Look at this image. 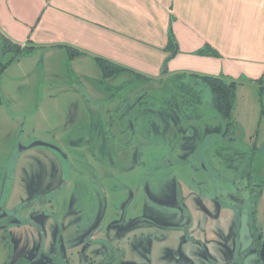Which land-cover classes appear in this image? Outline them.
I'll use <instances>...</instances> for the list:
<instances>
[{
  "label": "rangeland",
  "instance_id": "obj_1",
  "mask_svg": "<svg viewBox=\"0 0 264 264\" xmlns=\"http://www.w3.org/2000/svg\"><path fill=\"white\" fill-rule=\"evenodd\" d=\"M0 97V261L35 256L45 237L50 264H102L113 253L124 264H264V151L251 177H234L226 121L200 79L109 78L95 62L43 53L4 69ZM258 98L238 87L227 136L237 161L257 133L264 140ZM15 204L45 236L32 224L6 231L20 223L5 213Z\"/></svg>",
  "mask_w": 264,
  "mask_h": 264
},
{
  "label": "crops",
  "instance_id": "obj_2",
  "mask_svg": "<svg viewBox=\"0 0 264 264\" xmlns=\"http://www.w3.org/2000/svg\"><path fill=\"white\" fill-rule=\"evenodd\" d=\"M0 28L18 42L31 40L37 46L24 57L44 53L70 64L81 59L98 64L97 57H103L125 68L109 78L131 73L145 82L167 75H218L237 82L236 94L240 85L249 84L257 92L264 117V0H0ZM171 33L178 50L164 71L171 55L167 50ZM67 46L79 54L71 56ZM205 48L208 54L198 53ZM231 133L223 134L228 140L223 145L229 155L227 163L231 169L238 165L234 177L245 178L248 157L238 161L231 157L235 140L227 138ZM256 135L253 143L259 154L264 151V140L258 145ZM22 208L15 204L5 213L18 219ZM9 227L14 231L22 225L12 221ZM37 254H21L17 259L6 255L0 262L42 264L50 260L40 259L41 251Z\"/></svg>",
  "mask_w": 264,
  "mask_h": 264
},
{
  "label": "trees",
  "instance_id": "obj_3",
  "mask_svg": "<svg viewBox=\"0 0 264 264\" xmlns=\"http://www.w3.org/2000/svg\"><path fill=\"white\" fill-rule=\"evenodd\" d=\"M176 48L177 41L175 36L171 33L167 45V50L171 52V55L167 59L172 58V55L175 52ZM35 49H37V46L31 40H28L25 44L22 42H18L4 33L0 28V77L7 66L24 56L30 55ZM67 49L69 50L71 56H76L80 52L70 46H67ZM198 53L202 55L208 54V49H201ZM7 55H10V57L7 61L3 62V57ZM97 62L106 77H110L125 70L122 65L103 57H97ZM195 76H198V78H200L202 82L209 86L212 94L213 108L221 117L225 119L227 132L232 131V128L235 124V121L233 119V111L236 105L237 98V82L227 81L223 76L218 75ZM251 152L252 153L248 156L249 169L246 173L247 177H251V166L254 160V156L258 152V149L254 147ZM254 212L255 210L252 213ZM254 236L256 241H259L256 235V230L254 231Z\"/></svg>",
  "mask_w": 264,
  "mask_h": 264
},
{
  "label": "flooded vegetation",
  "instance_id": "obj_4",
  "mask_svg": "<svg viewBox=\"0 0 264 264\" xmlns=\"http://www.w3.org/2000/svg\"><path fill=\"white\" fill-rule=\"evenodd\" d=\"M143 163V162H142ZM144 165V163H143ZM41 196H43L44 198H48L49 201H51L50 197H48V194L47 193H42L40 194ZM23 209V208H22ZM22 209L21 211H19V218L18 220L21 222V225L22 227L27 225V224H32V226L35 228V230H37L40 234H42L43 236H45V228L43 226V224H38L36 222H33L30 220V218H27V217H24L23 213H22ZM6 216H10V214H6ZM8 225H6V231L9 232V226H10V222L7 223ZM24 224V225H23ZM3 225H5L3 223ZM43 238V237H42ZM42 242L45 243V237H44V241L42 240ZM44 243L42 244V248H41V256H40V259H47V257L49 258L50 257V260L49 261H43L44 263L42 264H50V261H54L56 257V255L52 254L49 250H47L45 247H44ZM40 254V253H39ZM35 256H38L35 255ZM59 256V255H58ZM61 257V256H60ZM62 258V257H61ZM63 259V258H62ZM63 264H68L69 262V259H63ZM125 261H122V260H118L116 255L113 253L112 255H108V257H106V260L103 261V264H124ZM129 263V262H128ZM26 264H33V262H28ZM36 264H41V262H37Z\"/></svg>",
  "mask_w": 264,
  "mask_h": 264
},
{
  "label": "water",
  "instance_id": "obj_5",
  "mask_svg": "<svg viewBox=\"0 0 264 264\" xmlns=\"http://www.w3.org/2000/svg\"><path fill=\"white\" fill-rule=\"evenodd\" d=\"M178 50V47L176 48L175 52L173 53L172 57L175 56L176 52ZM169 59H167L163 65V70L166 71L167 70V63H168ZM33 146H46V147H49V148H52L56 151H59L61 152V150L59 149V147H57L56 145H53V144H50V143H46V142H43V141H35L31 144L30 147H33ZM21 149H25V147L21 146ZM127 264H134V263H127Z\"/></svg>",
  "mask_w": 264,
  "mask_h": 264
}]
</instances>
